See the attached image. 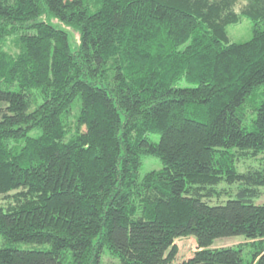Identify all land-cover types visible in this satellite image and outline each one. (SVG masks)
I'll return each instance as SVG.
<instances>
[{"label": "trees", "instance_id": "16d2710c", "mask_svg": "<svg viewBox=\"0 0 264 264\" xmlns=\"http://www.w3.org/2000/svg\"><path fill=\"white\" fill-rule=\"evenodd\" d=\"M263 24L264 0H0V264H172L188 238L190 264H264Z\"/></svg>", "mask_w": 264, "mask_h": 264}, {"label": "rangeland", "instance_id": "374dc122", "mask_svg": "<svg viewBox=\"0 0 264 264\" xmlns=\"http://www.w3.org/2000/svg\"><path fill=\"white\" fill-rule=\"evenodd\" d=\"M244 1H239L236 3L234 11L236 14H239L241 12V9L245 6ZM45 20V19H44ZM49 24H52L53 26L63 29L67 32L68 35V41L72 49L75 48V46L78 43V34L76 31H74L71 28H66L64 26H61L59 23H57L54 20H48L47 21ZM261 28H264V24L261 25ZM226 33L227 37L229 39L230 43H244L249 41L252 38L253 34V25L252 23L245 19L241 18L239 23L234 24V25H229L226 27ZM8 52L11 53H16V48L14 47V42H8L7 46L5 48ZM178 87H193L192 85H187L183 82L179 83L177 85ZM77 104L74 105L72 114L70 116L69 121L73 124L74 122V117L77 115ZM31 136H33V133H30ZM150 138L153 141H158V135H151ZM262 156L257 157L255 160L254 159H249V158H240L236 162V169L239 173H246L247 171L251 170H260L261 164H260V159ZM162 168V165L160 161L157 158L154 157H146L142 161V166L139 171L140 177L144 176L145 174L159 170ZM238 184H233V185H227L225 183L220 184L215 188L216 192H219V194L216 196H213L211 198H205V202L211 206L214 205H222L224 204L228 199H235L236 192H237V187ZM253 202L257 205L264 204V187L258 188L257 189V197L252 199ZM2 201L0 199V203ZM249 243V241L243 239L242 237H231V238H222V239H217L213 242L211 248H227V247H235L238 245H245V253L248 252V247L246 246ZM2 239L0 237V247L2 246ZM179 253L172 264H181L186 262V264H190V259L194 251L196 250V243L194 242V239L188 238L186 240H181L179 243ZM189 261V262H188ZM103 263L104 264H117L116 260L112 259L108 255H105L103 257Z\"/></svg>", "mask_w": 264, "mask_h": 264}]
</instances>
